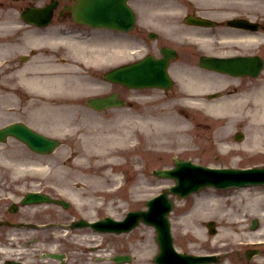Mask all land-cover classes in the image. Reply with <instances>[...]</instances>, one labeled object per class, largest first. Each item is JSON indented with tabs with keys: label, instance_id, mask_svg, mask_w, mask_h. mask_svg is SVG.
I'll list each match as a JSON object with an SVG mask.
<instances>
[{
	"label": "rangeland",
	"instance_id": "374dc122",
	"mask_svg": "<svg viewBox=\"0 0 264 264\" xmlns=\"http://www.w3.org/2000/svg\"><path fill=\"white\" fill-rule=\"evenodd\" d=\"M12 9L15 7L13 5H10ZM9 7V6H8ZM110 47H105V52L107 53L112 52L110 50ZM123 51H126V49H122ZM62 74L64 77H57L58 80H63L62 78H65V85L66 87L76 88L77 86H81L79 84V79L75 78L74 76H70L65 67L62 69ZM64 81V80H63ZM62 85V83L58 84ZM87 86H91L90 84H87ZM104 91L109 90L108 86H104ZM116 88V87H114ZM113 87H111L110 90H112ZM129 95V94H128ZM132 96V95H129ZM127 96V97H129ZM139 102L136 105L135 109L130 108L129 106H124L122 108L118 109H108L103 112H95L90 109H78L77 111L69 110L67 112L64 111H57L56 115V125L55 129L56 133H58L60 128H68L73 129V134L70 133V135L65 139V143H63L55 153L49 156H38L35 154L30 153V157H34V162L36 163H44L48 164L50 166L48 173H41V174H49V175H40L38 179L41 181H54L59 184L58 186L61 187H67L70 192L74 195V191L76 196L78 197L79 201L83 204L84 202H95V207L93 206H84L81 204L80 210H75L73 208V215H77V213H86L89 215L94 216L95 214H101L104 215L106 213H112L115 216H122L125 210L134 209V208H140L144 206V202L146 197L149 195L156 193L160 190V187L166 186L171 181L167 178H159L152 174L151 170L154 167H164V166H170L172 165V158L171 154L178 152V150H185L188 148H193L199 151L188 153L186 156H192L194 157L198 162L201 163H210V164H216V165H228V164H234V165H252V164H260L261 162H264V157L260 155L250 154L249 159H243V161H236V162H229L226 161L224 157H217L214 156V149L212 147H209L210 144L209 141H211V138L209 136L212 131L218 127L219 123H216L215 121H210L207 117L193 114L190 117H186L180 115L179 117L170 114L165 113L164 110H156L155 108L163 103H168L169 107L171 103L170 101H165L163 99H157L154 96L153 100H148L146 97H139L137 96ZM146 100V101H145ZM141 102V103H140ZM140 103V104H139ZM83 106V105H81ZM165 108V107H162ZM160 111V112H159ZM77 112V113H76ZM0 114H1V102H0ZM7 118L5 119H12L13 117H18L21 115H16L14 112L11 113H4ZM150 115V118H149ZM23 116V115H22ZM152 116V117H151ZM0 117H2L0 115ZM29 119H32L33 117L26 116ZM41 119V123H37L41 127H45V124H51L54 125L49 119L43 118L42 115L39 117ZM102 119L105 120V122H102ZM149 119V121H148ZM35 121V120H34ZM198 122V123H197ZM210 124V126H207ZM181 125L188 126L190 134H178V132L175 130L176 127ZM144 126H147V130L144 131ZM118 131L119 135L123 136V132H129L132 130V137L130 136V141L132 142H141V144L148 147L151 144V147H158L162 145V148L164 150L166 149H173L176 151H173L170 155H164L161 158L156 157H150L148 155H137L136 153H124L121 158H119L120 164H122V168L120 170L116 169V157L115 159H112L110 162H103L104 165H101V161H104L106 159H102L101 155L99 154L100 150L99 148L101 145H98L100 141H104L107 139L102 138L100 135H107V134H113L115 137H120L116 130ZM208 131V132H207ZM135 133L137 134L136 136ZM203 134L204 138H201L200 140L197 134ZM131 135V134H130ZM85 140L91 142V145L85 146ZM233 140V139H232ZM132 144V143H131ZM195 144V145H194ZM191 145V146H190ZM161 148V149H162ZM160 149V151H161ZM76 150L77 154L80 158L74 160H68L66 159L67 156L72 154V151ZM189 150V149H188ZM152 154H156V152L151 150ZM91 155H89V154ZM178 154V153H177ZM66 159L65 162H63V159ZM224 158V159H223ZM60 168L59 172H56L54 168ZM95 168L96 170L91 169ZM113 169V170H112ZM54 171V172H53ZM112 174H118L120 176H123L125 178V181L117 182V180H113ZM88 181L92 184L89 186L86 184ZM75 183V184H74ZM77 183V184H76ZM119 183L118 186L119 190L114 189V184ZM123 183V185H122ZM73 184V187H72ZM75 185V186H74ZM97 187L103 188L105 191H101L99 193H95L94 195L91 194L92 189H96ZM110 189L115 190L117 193L115 195L107 194L106 192H109ZM206 190V192H203L202 194H210ZM200 194V193H199ZM253 193L248 194H239L237 196H233L232 203L236 207L238 211L241 212L242 208L244 209L241 215L243 218H250L252 215L250 212L252 211H259L256 210L254 206H256V203L253 202L251 198H249L250 195ZM73 202H77V199H72ZM196 200V197L192 196L190 198H187L186 200H177V201H183L182 204L184 206L188 207L192 202ZM222 201V207L223 209H226L225 200ZM97 203H102L100 206L97 207ZM178 203V202H177ZM179 203V204H180ZM228 204H231L228 202ZM261 207H264V204L258 203ZM184 209L179 207L177 204V209ZM255 208V209H254ZM215 209V210H214ZM253 209V210H252ZM222 210V209H221ZM54 211V210H53ZM77 211V212H75ZM228 211V210H227ZM69 213L72 214L71 211L68 212V215L63 210L55 209L54 215L55 216H63L66 218H69ZM179 213V212H178ZM176 213V217L178 218L179 215ZM220 213V209L213 207V210H211L210 216L206 217L208 218H217L219 221V218H221L222 213ZM264 213V210H263ZM238 215V214H237ZM232 216V214H231ZM234 216V215H233ZM226 218V217H224ZM174 220V228L177 227V219L172 218ZM179 220V219H178ZM180 221V220H179ZM221 221V220H220ZM260 224L263 226L262 230H259L258 232H250L248 234V237H263L264 236V217L260 219ZM201 230L203 234H205V229L203 224H201ZM4 228L0 229V233H3ZM50 230H41V231H35L31 234L28 232H19L20 235H23L24 237H28L31 235H37L40 239L42 237L48 236ZM63 231V230H62ZM61 231V232H62ZM74 233H78V230L73 231ZM207 232V231H206ZM72 232H69L65 234L67 237H64L63 241H58L55 245V247L61 249V250H67L69 254V260L70 262H78L82 260L79 258L80 255L85 254L84 252H80V248H76L78 246L79 241H83L86 239L79 238V236L71 234ZM82 235V233H79ZM175 235H176V229H175ZM191 236V235H189ZM183 236L182 233L176 235L175 242H177L181 249H187L191 251H198V252H206L210 250H214V247H210L208 245H198L195 243L196 246L189 245L188 241H185L189 237ZM191 238V237H190ZM189 238V239H190ZM88 240H91L89 244H92L93 241L99 239L96 237L94 238H88ZM103 241H105L103 243ZM154 229L150 226L139 224L136 229H134L129 234H123L121 236H107L105 235L104 240L102 239L103 243V249L106 252H113L118 250H128L131 251L135 258L134 264H146L145 258L148 256H151L155 250H157L156 242L154 241ZM236 241V240H235ZM235 241H233V244L235 245ZM152 242V243H151ZM54 246V245H53ZM123 248V249H122ZM217 248H219L217 246ZM264 250V247H262ZM42 250V249H41ZM84 257V256H83ZM86 258V255L84 259ZM258 261H262L264 264V258L259 257L257 259ZM242 264V263H241Z\"/></svg>",
	"mask_w": 264,
	"mask_h": 264
},
{
	"label": "bare ground",
	"instance_id": "6f19581e",
	"mask_svg": "<svg viewBox=\"0 0 264 264\" xmlns=\"http://www.w3.org/2000/svg\"><path fill=\"white\" fill-rule=\"evenodd\" d=\"M248 37L252 38V36H248ZM262 93H261V96L258 97V99L262 100V104H260V106H261L260 110H256L255 112L251 113L248 117L250 119H252L251 123H254L255 119L258 122L257 124L251 126L252 128L255 129V127H256L257 129L264 130V127H261L259 124V123L264 122V92H262ZM230 101L232 103H234L237 100L231 99ZM214 117L216 119H224V116H222V115L216 114V115H214ZM230 117L232 118L231 120H234V118L236 116H235V114H231ZM102 122L104 123L105 120L102 119ZM229 123H231V122H229ZM230 126H231V124H230ZM115 130H116L117 134L119 135L117 129H115ZM178 131L183 133V134H186L188 129L180 128V129H178ZM123 134H124L123 136L119 135L120 137H115V135H113L112 133L110 135L109 134L100 135L102 138L107 139V140L100 141L99 143H97L98 145H101V147L99 148L100 150H98L99 154L101 155V158L106 159L104 161H101V165H104L103 162H105V161L110 162L112 159H115L116 157H117V159H116L115 165H118V166L121 165L119 158H121V156L124 153H126L124 145L129 144L130 136L132 137V130L129 132L124 131ZM262 137H264V132L263 131H260V132L256 131L253 134V138L250 139L251 140L250 145L249 144L245 145V143L238 145L236 143L228 141V131L225 128H218L213 133V139L212 140L215 143L218 151H222L223 148H226V147H230L233 150H239V151H244L243 149H245V151H246L247 150L246 148H254L256 146L264 144ZM91 144L92 143L89 141L85 142L86 146L91 145ZM89 155H91V154H89ZM75 156L76 157L74 158V160L80 158L78 154ZM114 156H116V157H114ZM90 168L97 171V169H95V168H92V167H90ZM55 171L59 172L60 168L56 167ZM118 179H119V177L114 174L113 180L118 181ZM248 189L249 188H243V189H240V191L242 190V192H247ZM255 191H257V190H255ZM249 198H251L253 200V202L256 203V206H254V207L259 208L261 206L258 203L264 204V191H262V189H261V190L257 191L255 194L250 195ZM220 199L213 197V196H203V195L196 197V200H195L193 206L190 209H188V211L181 218L183 225H184V228L188 229L189 231H192L193 233H196V236L200 235L199 234L200 232L197 228V219L202 218L204 216H207L213 207L219 208L220 211H222L221 209H223L222 208L223 204H222V201H220ZM261 216L263 217L264 213H262ZM229 218L230 219H226V220L222 219L221 220L224 223V225H228L229 227L240 226V221H238L236 216H232V219H231V216ZM198 239L202 240L203 238H198ZM10 251L11 250H8V252H10ZM6 253H7V251H6Z\"/></svg>",
	"mask_w": 264,
	"mask_h": 264
},
{
	"label": "flooded vegetation",
	"instance_id": "af4514ba",
	"mask_svg": "<svg viewBox=\"0 0 264 264\" xmlns=\"http://www.w3.org/2000/svg\"><path fill=\"white\" fill-rule=\"evenodd\" d=\"M175 13H178V11L175 10ZM258 13H261V11ZM183 16H184V14H183ZM175 17H177V18H175L174 21L165 20L164 22L171 24V25H176V24H180V23L184 24V22H183L184 20H182V18L179 17L178 14H176ZM248 17H250L254 21H259L260 24H264L262 16L258 15V17H257L255 14H249ZM160 44L161 45L162 44L169 45L167 43H160ZM21 46H25V45L22 44ZM10 52L12 54H7V50H5L3 52L4 62H6L4 65L5 68L3 67L4 75H6V78H5L6 81H9L8 77H13V75H15V74L17 75L19 73L20 74L27 73L26 76L30 77L29 73L35 70L36 64H37V68H38V66L40 64L46 65V64H50L51 61L52 62L54 61L53 59L48 57L49 52L46 50H42V51L40 50L37 53L36 52L34 53L33 49H27L26 51L17 50V51H13V52L10 51ZM39 55L42 56L41 62H39L38 58H37V56H39ZM47 60H48V63H47ZM37 61L39 63H37ZM9 73H11V74H9Z\"/></svg>",
	"mask_w": 264,
	"mask_h": 264
},
{
	"label": "water",
	"instance_id": "95a60500",
	"mask_svg": "<svg viewBox=\"0 0 264 264\" xmlns=\"http://www.w3.org/2000/svg\"><path fill=\"white\" fill-rule=\"evenodd\" d=\"M103 2V3H102ZM109 2V0H88V4H87V7H85L84 11L86 12H90L89 14L91 15H87L85 14L86 16H88L90 19L92 20H96L98 19L96 17V10H97V6L99 7L100 4H107ZM80 8H81V5H80ZM82 9V8H81ZM116 10H119L121 13L125 12L126 11V7H125V4L121 3L118 5V7L116 8ZM83 11V10H82ZM80 11V13L82 12ZM113 11V10H111ZM83 13V12H82ZM104 19H108L110 21L113 20V16H111L110 14L109 15H104L103 17ZM31 141L32 142H35V144L37 145V147H41L40 145H43L44 147L46 148H50L51 147V144L52 143H47V142H43L35 137H31ZM186 166V165H185ZM223 173H229V174H236L235 171H228V170H224L222 171ZM166 173H169V174H173L174 171H169V172H166ZM178 183L176 186H174L172 189L175 190V191H178L180 193H182V187L185 188V187H188L190 190L191 189H194L195 188V184H193L191 181H189L188 179H186L185 177L181 178V177H178ZM201 185V184H198V186ZM162 221H163V224L166 226V228L168 229L167 227V222H166V218L164 217V215L161 216L160 218ZM157 230H158V236H157V239L159 240V243H160V247H161V250L164 251L165 250V245H167L166 242H164V236L169 235L168 231L167 230H164V228L162 229L161 226H157ZM169 238V237H168Z\"/></svg>",
	"mask_w": 264,
	"mask_h": 264
}]
</instances>
